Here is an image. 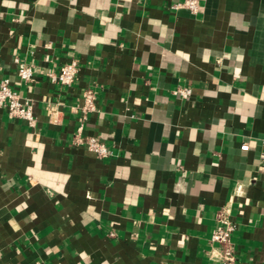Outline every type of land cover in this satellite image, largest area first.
Returning a JSON list of instances; mask_svg holds the SVG:
<instances>
[{
  "label": "crops",
  "instance_id": "0c3cea01",
  "mask_svg": "<svg viewBox=\"0 0 264 264\" xmlns=\"http://www.w3.org/2000/svg\"><path fill=\"white\" fill-rule=\"evenodd\" d=\"M181 1L0 0V82L37 118L0 108V264H218L224 207L238 264H264V0ZM87 87L110 157L72 143Z\"/></svg>",
  "mask_w": 264,
  "mask_h": 264
},
{
  "label": "built area",
  "instance_id": "2783aa9c",
  "mask_svg": "<svg viewBox=\"0 0 264 264\" xmlns=\"http://www.w3.org/2000/svg\"><path fill=\"white\" fill-rule=\"evenodd\" d=\"M172 7H185L192 13H197L199 0H183L173 4ZM16 62L19 81L22 83L33 81L34 65L20 59H17ZM79 71V60L72 58L62 64L58 71H49L47 75L54 82L70 86L76 80ZM173 93L182 99H189L193 94V89L188 85H178L173 89ZM97 98L98 95L94 88L87 87L83 91L82 102L74 108L78 113V125L74 131L72 143L75 146L86 147L100 158H106L113 154L110 147L98 136L85 134L84 132L89 115L97 110ZM0 108H5L10 117L26 121L29 126H34L36 123L37 118L34 113L33 101L30 98H24L21 92L11 85L9 78H5L0 82ZM241 148L248 150L249 144L245 142L241 145ZM260 158L264 162V148L260 153ZM235 229L236 225L231 219L230 208H222L217 214V225L211 235V241L219 246L218 264H238L233 240Z\"/></svg>",
  "mask_w": 264,
  "mask_h": 264
}]
</instances>
